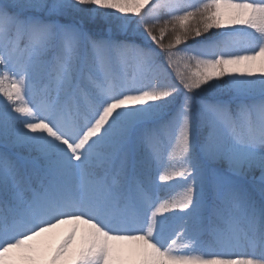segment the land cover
Segmentation results:
<instances>
[{
  "label": "snow or ice",
  "instance_id": "snow-or-ice-1",
  "mask_svg": "<svg viewBox=\"0 0 264 264\" xmlns=\"http://www.w3.org/2000/svg\"><path fill=\"white\" fill-rule=\"evenodd\" d=\"M0 264H264V0H0Z\"/></svg>",
  "mask_w": 264,
  "mask_h": 264
},
{
  "label": "trees",
  "instance_id": "trees-1",
  "mask_svg": "<svg viewBox=\"0 0 264 264\" xmlns=\"http://www.w3.org/2000/svg\"><path fill=\"white\" fill-rule=\"evenodd\" d=\"M161 195L164 198H169L171 195H175V193H166L164 190L161 191Z\"/></svg>",
  "mask_w": 264,
  "mask_h": 264
}]
</instances>
